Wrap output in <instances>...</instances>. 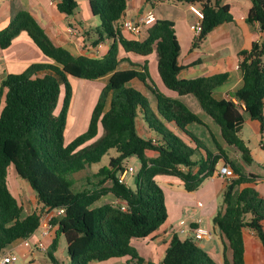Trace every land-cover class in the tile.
<instances>
[{
  "label": "trees",
  "instance_id": "1",
  "mask_svg": "<svg viewBox=\"0 0 264 264\" xmlns=\"http://www.w3.org/2000/svg\"><path fill=\"white\" fill-rule=\"evenodd\" d=\"M172 1L202 10L199 43L234 21L230 6L223 0ZM89 6L100 24L84 34L86 40L93 47L110 43L108 53L100 58L76 56L56 44L28 11L18 12L0 30V49L9 48L20 33L26 32L53 61L33 63L25 71L0 80V255L15 242L32 237L40 225L39 211L23 216L24 204L10 186L13 168L29 183L40 211L64 209L65 213L52 221L57 227L56 237L47 251L53 264H66L54 255L60 238L67 243L68 264L122 257L144 264L146 259L133 240L150 238L169 217L165 192L157 177H175L186 191L195 192L223 161L234 170L224 192L223 208L213 218L223 240V262H216L194 237L182 239L175 234L161 264H247L246 231L261 241L264 251V195L257 190L260 178L247 174L216 140L218 151L207 149L189 130L194 123L202 124L201 119L182 101L156 87L147 65L131 62L133 68L127 70L118 66L122 51L142 57L156 54L157 72L165 88L179 96L193 95L219 125L225 144L252 165V152L239 133L248 117L264 135V0H252L246 18L248 23H258L262 36L239 53L244 84L224 100L216 99L213 92L229 80V74L180 78L181 46L172 21L156 19L145 28L144 38H136L119 24L127 0H90ZM56 7L67 17L78 15L77 0H57ZM68 77L89 82L109 77L86 130L70 143L65 142V133L74 88ZM134 81L142 83L156 99L157 112L146 93L133 86ZM140 121L151 132L150 137L140 132ZM100 128L103 133L99 136ZM112 150L116 154L109 164L86 178L88 186L76 190L74 175L99 164ZM130 158H137L139 166L131 181L120 183ZM109 195L117 202L97 206ZM227 250L232 253L231 260Z\"/></svg>",
  "mask_w": 264,
  "mask_h": 264
},
{
  "label": "crops",
  "instance_id": "2",
  "mask_svg": "<svg viewBox=\"0 0 264 264\" xmlns=\"http://www.w3.org/2000/svg\"><path fill=\"white\" fill-rule=\"evenodd\" d=\"M223 1L230 6L234 21L222 25L200 43L197 42V36L192 29V26L199 21L198 17L191 10L190 5L176 4L172 0H154L153 2H148L147 0H127L126 12L119 24L122 25L126 19L139 20L142 15H145L149 11H154L157 19L172 21L181 46L179 63L182 66V71L180 78L194 79L227 73L230 76L229 80L216 88L213 93L214 97L218 100L229 99L231 98V94L242 88L244 84L242 71L239 67L242 57H240L239 53L241 50L250 47L254 42L260 41L262 33L258 23H248L246 21L252 6V0ZM56 4L57 0H0V30L5 29L12 18L18 12L24 10L34 16L56 44L68 49L72 54L76 56L88 55L96 58L105 56L110 48L109 42L93 47L84 36L88 30L97 26L95 22L96 17L91 15V11L88 13L83 12L74 17H67L66 14L58 11ZM69 23L72 24L71 27ZM70 28L77 30V32H70ZM144 37L145 29L141 35V38ZM120 58L122 60L118 66L119 70L133 68L131 62L147 65L156 87L163 93L182 101L203 122L202 124H192L189 130L212 152L218 151L215 144L216 140L228 151L230 157L242 166L247 174L257 175L260 178L257 190L264 195V135L260 134L256 123L248 121V117H246L247 122L239 133L240 137L248 144L254 158L253 164L247 165L241 160L234 148H229L225 144L219 125L206 114L193 95L179 96L165 88L157 72L156 54L142 57L122 51ZM33 63H53V61L40 51L26 32H22L13 40L9 48L5 50L0 49V80L8 74H18L25 71ZM108 79L109 77H104L98 80L102 83L101 88L105 86ZM79 83L82 86V92H84V88L86 85L88 86V81L79 80ZM133 86L146 93L150 99L152 109L157 112V101L148 89L139 81H134ZM76 90L74 88V98L76 97ZM72 106L70 111L72 110ZM139 130L146 137L152 135L142 121H140ZM247 130H250L253 134L252 138L255 140V149L252 147V139L249 134L245 135V131ZM219 163H223V166L226 165L223 161ZM218 171L217 169L215 174L211 178L206 179L195 192L186 191L182 182L175 177H157V181L163 188L165 196L169 191L177 199L175 200L173 211H170L168 207V220L160 230L148 239L133 240L132 244L134 245L136 242L139 244V246H136V244L134 246L138 249L140 255L146 259L144 264H147L149 261L161 264L173 236L177 234L182 239L186 237L193 238L194 229L198 227L212 231L213 238H201L199 240L193 238L196 244L202 247L211 257L215 256L216 262H223V240L219 229L214 227L213 218L223 208V196L229 182L218 176ZM105 199L106 197L102 200L105 201ZM35 200L36 205L34 209L40 211L42 207L36 197ZM110 200H112L111 202H117L114 197L110 198ZM29 213L32 212H28L24 217ZM183 222L184 224L182 225ZM182 228L185 229V232L181 231ZM55 237L56 231L51 238L44 239L41 236V230L38 229L30 239L33 242L32 244L42 239V241L49 243L48 247L50 248ZM245 237L247 264H264V251L261 241L250 231L245 232ZM59 244L60 242H58ZM10 252L18 253L21 256L20 259L32 257L30 262L22 260L23 262H20V264H44L36 257L37 251L29 255L28 249L22 245V242L20 244H13L4 250V254ZM227 257L231 260L232 253L230 250H227ZM67 260L69 263V259ZM51 264L53 263L51 262ZM92 264L133 263L129 257H122L104 262H93Z\"/></svg>",
  "mask_w": 264,
  "mask_h": 264
},
{
  "label": "rangeland",
  "instance_id": "3",
  "mask_svg": "<svg viewBox=\"0 0 264 264\" xmlns=\"http://www.w3.org/2000/svg\"><path fill=\"white\" fill-rule=\"evenodd\" d=\"M77 2L79 5L78 14H82L83 12L88 13L90 11L89 0H77ZM95 22L98 26L100 24V19L96 17ZM68 79L71 82L72 86L76 88L77 90H76V97L73 100L72 110L70 111L69 117H68L67 129L65 133L66 143H70L73 139H75L77 136H79L81 133H83L86 130L90 122L93 108L99 99L101 89H102L101 88L102 83L100 81L98 80L90 81V83L88 81L87 83L88 86L86 85V87L84 88V92H82V88H81L82 86H80L78 79L72 78V77H68ZM81 94H82V98H81ZM102 133H103V129L100 128L99 136ZM250 133H251L250 130L245 131V135L249 134V136L251 137L252 147L255 149V140H253L252 138L253 134L252 133L250 134ZM115 154L116 152L112 150L107 155L104 156L103 160L99 164H95L93 165V167L75 174L74 175L75 189L82 190L83 188L88 186L86 178L96 173L102 166L108 165L110 157L114 156ZM128 163H130V165H134L135 167H138L140 162L137 158H130ZM222 166H223V163H219L217 166L218 170H220ZM15 172L16 171L14 168L10 170V186L15 196H17L21 200V202L24 204L25 211L23 212V214L26 215L28 212H33L35 210L34 207L36 205V202H35L36 196H35L34 191L31 189L29 183L26 180L22 179L20 176H18ZM131 179L132 178H129V181H131ZM110 198H113V197L112 196L106 197L105 201L101 200L97 204V206L103 205L105 202H111L112 200H110ZM176 199H177L176 196H174L173 194H170L169 191L167 192L166 204H167V207L170 208V211L174 210L173 207H174ZM21 242L22 240L17 241L14 243V245L20 244ZM59 242L60 244L58 245L57 250L54 252V255L59 262H64L68 264L67 262L68 261L67 260L68 259L67 258V243L65 239L63 238H60ZM44 243L48 247L49 243L45 241ZM135 244L136 246H139L137 242ZM48 250H50L49 247H48ZM36 257L40 259V261H42V263L44 264L46 263L51 264L52 262L48 255V251H37ZM213 257L212 258L216 261L215 256ZM31 259L32 257H29L28 259H23V258L19 259L21 261H19L17 264H20V262H23V261L30 262Z\"/></svg>",
  "mask_w": 264,
  "mask_h": 264
},
{
  "label": "built area",
  "instance_id": "4",
  "mask_svg": "<svg viewBox=\"0 0 264 264\" xmlns=\"http://www.w3.org/2000/svg\"><path fill=\"white\" fill-rule=\"evenodd\" d=\"M191 10L194 12V14L198 17L199 21L192 26L193 31L195 32L196 36L198 37L202 31V24L201 20L204 18V14L202 10L197 7L196 5L190 6ZM157 19L156 14L154 11H149L145 15H142L139 20L134 19H126L123 24L122 28L126 32L132 34L133 36H136L137 38H141V35L143 33V30L151 25L153 22H155ZM70 32H77V30L70 28ZM236 103L238 101L236 99H233ZM135 166L130 165L119 177V182L127 184L129 182V178L132 177L135 174ZM217 175L221 178L226 179L228 182H230L234 178V170L229 165H224L218 172ZM64 209L59 208L56 210H43L39 211L40 215V225L39 228L41 230V236L43 238H51L53 233L56 231V226L53 225L52 221L55 216L64 214ZM184 222L182 223V225ZM182 232H185V229H181ZM33 236V235H32ZM31 238V237H30ZM25 239L22 241V245L28 249L29 255L34 254L36 251H47L48 247L42 241V239L38 240L35 244H32L31 239ZM194 238L197 240L201 238H213L212 231L203 228L198 227L194 229ZM20 255L18 253H7L0 255V264H16L19 259Z\"/></svg>",
  "mask_w": 264,
  "mask_h": 264
}]
</instances>
